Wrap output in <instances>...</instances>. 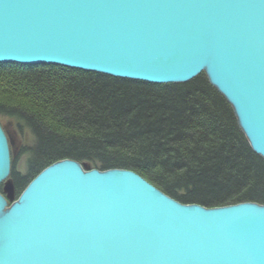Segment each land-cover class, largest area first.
I'll use <instances>...</instances> for the list:
<instances>
[{
  "label": "water",
  "instance_id": "1",
  "mask_svg": "<svg viewBox=\"0 0 264 264\" xmlns=\"http://www.w3.org/2000/svg\"><path fill=\"white\" fill-rule=\"evenodd\" d=\"M0 64L152 85L205 74L264 158V0H0ZM0 123V264H264V206L208 209L133 171H42L14 201Z\"/></svg>",
  "mask_w": 264,
  "mask_h": 264
},
{
  "label": "trees",
  "instance_id": "2",
  "mask_svg": "<svg viewBox=\"0 0 264 264\" xmlns=\"http://www.w3.org/2000/svg\"><path fill=\"white\" fill-rule=\"evenodd\" d=\"M1 118L29 142L21 150L24 172L12 159L15 201L42 171L72 160L88 171H133L184 205L264 206V158L205 74L152 85L58 66L0 64Z\"/></svg>",
  "mask_w": 264,
  "mask_h": 264
},
{
  "label": "rangeland",
  "instance_id": "3",
  "mask_svg": "<svg viewBox=\"0 0 264 264\" xmlns=\"http://www.w3.org/2000/svg\"><path fill=\"white\" fill-rule=\"evenodd\" d=\"M0 121H1L3 129L5 130V133L8 137V140H9V145H10V149H11V157H12V159H14V158L18 159L17 170L20 172H24L25 171L26 157L21 155V150H22V147H24L25 145H27L29 143L28 137H27V135L25 137L20 135L12 121H10L6 118H1ZM84 169L86 171L89 170V167H87V164L84 165ZM8 183H9V180H7L5 182L6 185ZM3 193L5 194L4 196H9V193L5 190V188H4ZM14 202H16L15 199L13 202L9 201V206H11Z\"/></svg>",
  "mask_w": 264,
  "mask_h": 264
},
{
  "label": "bare ground",
  "instance_id": "4",
  "mask_svg": "<svg viewBox=\"0 0 264 264\" xmlns=\"http://www.w3.org/2000/svg\"><path fill=\"white\" fill-rule=\"evenodd\" d=\"M10 176H11V174H10ZM8 180H9V182H11L10 177H9ZM5 185H6V184L2 185V187L5 188ZM4 195H5V194H4ZM6 197H7V196H6Z\"/></svg>",
  "mask_w": 264,
  "mask_h": 264
}]
</instances>
